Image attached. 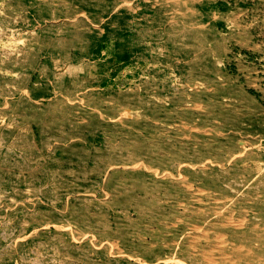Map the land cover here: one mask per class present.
Returning <instances> with one entry per match:
<instances>
[{
    "label": "rangeland",
    "instance_id": "1",
    "mask_svg": "<svg viewBox=\"0 0 264 264\" xmlns=\"http://www.w3.org/2000/svg\"><path fill=\"white\" fill-rule=\"evenodd\" d=\"M0 264H264V0H0Z\"/></svg>",
    "mask_w": 264,
    "mask_h": 264
},
{
    "label": "bare ground",
    "instance_id": "2",
    "mask_svg": "<svg viewBox=\"0 0 264 264\" xmlns=\"http://www.w3.org/2000/svg\"><path fill=\"white\" fill-rule=\"evenodd\" d=\"M244 148V147H243ZM246 148V147H245ZM242 154V153H241ZM179 168V167H178ZM199 170V169H198ZM203 173V172H202ZM205 224V223H204ZM217 235V234H216ZM212 248V247H211ZM232 261V260H231ZM212 263V262H211Z\"/></svg>",
    "mask_w": 264,
    "mask_h": 264
}]
</instances>
